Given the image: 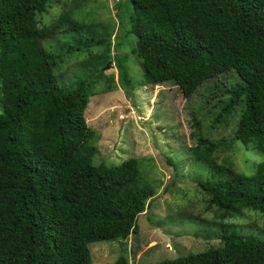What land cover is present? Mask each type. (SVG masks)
<instances>
[{"label":"trees","instance_id":"16d2710c","mask_svg":"<svg viewBox=\"0 0 264 264\" xmlns=\"http://www.w3.org/2000/svg\"><path fill=\"white\" fill-rule=\"evenodd\" d=\"M50 1L0 0V264H91L88 243L127 238L156 193L141 180L140 159L93 163L96 132L84 117L89 83L59 86L56 58L40 42L36 17ZM128 2L120 22H129L147 84L177 85L189 97L234 70L241 83L228 89L218 113L239 105L231 140L264 151V0ZM73 29L88 33L76 43L91 45V25ZM224 142L199 135L193 154L212 163ZM197 184L223 214L247 208L264 216V161L251 175ZM220 238L219 246L146 264H264V240L235 231Z\"/></svg>","mask_w":264,"mask_h":264},{"label":"rangeland","instance_id":"374dc122","mask_svg":"<svg viewBox=\"0 0 264 264\" xmlns=\"http://www.w3.org/2000/svg\"><path fill=\"white\" fill-rule=\"evenodd\" d=\"M127 12L128 0H51L36 17L40 42L56 58L55 82L70 88L89 83L84 117L96 132L93 163L140 159L141 180L156 188L137 217L136 231L124 239L88 243L91 264H114L122 254L129 264L158 263L219 246L223 232L264 240L261 212L244 208L223 214L209 205L208 194L197 184L225 180L235 172L251 175L264 161V151L231 140L241 107L218 113L240 78L232 69L217 74L189 97L177 85L147 84L133 52L135 37L125 32L129 22H120ZM61 14L68 18L63 24ZM80 25H91L90 46L76 43L88 34L70 30ZM199 135L212 142L225 139L212 153V163L193 154ZM220 165L232 173H220Z\"/></svg>","mask_w":264,"mask_h":264}]
</instances>
